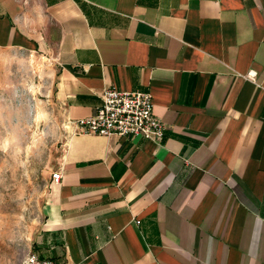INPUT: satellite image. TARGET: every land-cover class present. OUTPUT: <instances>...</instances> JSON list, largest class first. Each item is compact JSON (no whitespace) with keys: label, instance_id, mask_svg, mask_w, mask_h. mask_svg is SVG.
I'll return each mask as SVG.
<instances>
[{"label":"crops","instance_id":"crops-1","mask_svg":"<svg viewBox=\"0 0 264 264\" xmlns=\"http://www.w3.org/2000/svg\"><path fill=\"white\" fill-rule=\"evenodd\" d=\"M29 62L69 130L37 255L264 264V0H0V90ZM111 87L151 92L160 142L79 131Z\"/></svg>","mask_w":264,"mask_h":264},{"label":"rangeland","instance_id":"rangeland-1","mask_svg":"<svg viewBox=\"0 0 264 264\" xmlns=\"http://www.w3.org/2000/svg\"><path fill=\"white\" fill-rule=\"evenodd\" d=\"M51 72L32 63L0 90V264H27L46 223L50 179L69 133Z\"/></svg>","mask_w":264,"mask_h":264},{"label":"built area","instance_id":"built-area-1","mask_svg":"<svg viewBox=\"0 0 264 264\" xmlns=\"http://www.w3.org/2000/svg\"><path fill=\"white\" fill-rule=\"evenodd\" d=\"M253 77L252 72H248ZM152 94L149 91H122L114 87L101 92V102L94 114L75 121L79 131L103 136H140L160 142L164 125L153 113ZM61 174L53 172L51 180L58 183ZM27 264H56L52 259L31 254Z\"/></svg>","mask_w":264,"mask_h":264}]
</instances>
